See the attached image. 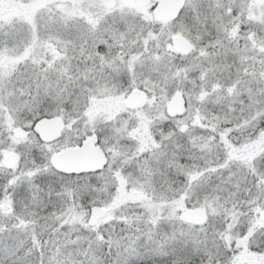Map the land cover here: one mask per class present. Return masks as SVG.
I'll use <instances>...</instances> for the list:
<instances>
[{"label": "snow or ice", "instance_id": "snow-or-ice-1", "mask_svg": "<svg viewBox=\"0 0 264 264\" xmlns=\"http://www.w3.org/2000/svg\"><path fill=\"white\" fill-rule=\"evenodd\" d=\"M0 264H264V0H0Z\"/></svg>", "mask_w": 264, "mask_h": 264}]
</instances>
